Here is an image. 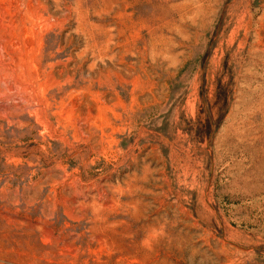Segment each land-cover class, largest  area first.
Listing matches in <instances>:
<instances>
[{"label":"rangeland","instance_id":"rangeland-1","mask_svg":"<svg viewBox=\"0 0 264 264\" xmlns=\"http://www.w3.org/2000/svg\"><path fill=\"white\" fill-rule=\"evenodd\" d=\"M0 264H264V0H0Z\"/></svg>","mask_w":264,"mask_h":264}]
</instances>
